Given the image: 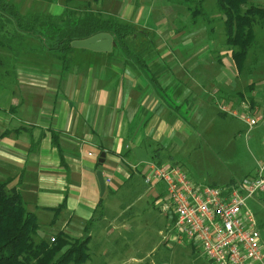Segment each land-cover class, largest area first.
<instances>
[{"label": "crops", "instance_id": "0c3cea01", "mask_svg": "<svg viewBox=\"0 0 264 264\" xmlns=\"http://www.w3.org/2000/svg\"><path fill=\"white\" fill-rule=\"evenodd\" d=\"M5 1L17 4L21 12L48 8L47 13L52 15L60 14L67 4L65 0ZM74 1V5L78 3ZM89 3L94 11H100L101 7L107 11L109 6L116 7L121 18L154 30L158 55L150 63H156L154 65L159 69L163 62L169 69L160 74L161 85L173 88L172 96L177 100L180 98L179 102L187 100V96L182 100L179 94L186 86L189 89L188 92L185 88L187 95L190 96L191 91L197 99V90L205 86V76L198 80L191 76L199 72L198 68L194 69L201 63L204 71L206 61L198 58L207 54L193 46L195 41L192 40L198 30L177 31V22L170 17L169 11L162 8L165 4L161 2L92 0ZM69 5L72 6L71 3ZM137 5L140 7L138 13ZM154 8L159 13H154ZM108 52L76 48L70 52L68 67L64 70L60 61L51 58L49 53L38 55L35 51L19 54L13 59L14 80L0 73V168L8 169L7 177L18 180L17 187L25 207L35 214L39 224L37 232L41 235L43 228L51 227L56 229L52 235L63 231L78 237L82 235L86 222L92 219L88 244L95 238L98 240L101 247L98 257L103 259L101 264H117L112 261L117 256H124L118 264H126L125 261L154 264L156 260L151 258L147 229L156 218L160 219L154 210L158 208L164 212L158 202L164 186L160 187L159 182L146 184L144 176L147 170L137 165L149 160L161 162L158 157L165 144L162 139L168 136L172 127L171 122H164V116L166 113L171 117L174 113L137 68L125 64L118 51H113L112 55ZM227 54L231 59L229 51ZM7 68L6 65L1 66L3 70ZM219 68L215 79L221 72L219 82L229 86L235 73L229 64ZM24 76L38 81L21 88V84L24 85L21 81H26L21 79ZM183 77L186 80L183 81ZM207 82L210 83L209 80ZM212 87L214 92L216 88L221 89L216 85ZM255 90L257 96L253 97L258 104L264 98V88L256 87ZM48 93L52 94V99ZM29 100L37 105L44 103L47 118L36 119L39 124H35L28 123L32 117L23 116V122L30 126L23 123L11 125L10 119L19 105ZM242 102L247 100L231 102L228 106L240 107ZM188 121H191L190 117ZM53 133L58 146L53 143ZM102 152L103 161L99 162ZM5 163H8L7 167ZM97 170L101 171L105 182L102 195ZM17 174L20 175L18 179ZM229 181L232 180L225 184ZM63 200L65 206L55 210ZM164 213L165 233L162 228L158 233H163L166 245H175L170 244L175 240L168 231L173 218ZM43 214L47 215V220L41 222ZM151 219L154 222L151 223ZM121 240L125 243L119 246ZM161 262L167 264L166 261Z\"/></svg>", "mask_w": 264, "mask_h": 264}, {"label": "rangeland", "instance_id": "374dc122", "mask_svg": "<svg viewBox=\"0 0 264 264\" xmlns=\"http://www.w3.org/2000/svg\"><path fill=\"white\" fill-rule=\"evenodd\" d=\"M90 1L92 2V0H88V2ZM144 1H149L154 4L158 2L164 3L165 5L162 8L169 11L170 17H172L175 22H177L175 25L177 26V31L186 33L193 30H198L192 40V42L195 41L193 46H196L200 50H205L207 53L206 55H200V58H198L200 59L199 61H206L204 62V64H206L204 67L206 75L203 71V68L201 67V63V65H197L194 69L195 71L198 68L197 71L199 72L191 76L195 80L200 78L203 79V76H205L203 82L205 83V86L200 87V89L197 90L199 92H197L198 97L196 100L195 97H193L194 95L191 91L190 96L187 95V91L189 92V89L187 88L186 83L182 82L186 86L185 88H187V91H185V88H183L180 92V96L182 100L187 96L189 103L188 108L190 109L188 117H190L191 121H185L182 117L176 114H172L171 117H169L165 113L164 122H171L172 127L171 132L167 134L168 136L162 139V143L165 144L158 159H160L162 163H173L179 165L186 173L188 179L195 184H215L216 186H225L232 181L242 179L244 176L251 174L256 166L257 161L261 160L264 156V145L262 143L264 124L259 123L252 126L250 130H248V126L242 120L241 114L239 116H233L230 113L221 115L219 113L220 110L218 105H229L231 102L236 103L237 101H240L244 98H250L253 95L257 96L255 93V88H264V27L260 28L257 25L254 26L256 34V46L250 49L246 61V68L242 71H236V65L234 61L228 58L227 53L229 49L225 44V36L221 23L222 16L216 10L215 0ZM251 1L255 5L264 7V0ZM74 2H81L84 5L86 0H75ZM71 4L74 5L73 3ZM146 4L148 3L146 2ZM137 6H135V9ZM143 6L144 5H142V8ZM195 7L203 10L204 14L197 16L198 20L196 25H193L191 21V10H193ZM49 10L50 9L48 8H42L39 9L38 12L47 13ZM98 10L101 11V15L103 14L104 17L106 15H111L113 17L123 19L116 12V7L109 6V11L103 9V7ZM139 11L140 7L137 9V13ZM153 12L157 14L159 13V10L154 8ZM209 27L213 28L211 32L208 30ZM38 48L41 49L40 47ZM219 52L222 55L219 54ZM5 53L6 52L4 49L0 50V56L3 55L4 57ZM191 54L192 53H189V55ZM3 57L0 58L3 59ZM9 61H11V59H9ZM9 61L8 59L2 61V65H5V63H10ZM59 63L61 64V62ZM228 64L235 73V77L231 80V84L229 86L222 85L219 82L220 80H218V78L221 79V72L217 73L219 77L215 79L217 69L219 70V67L226 66ZM2 65H0V73L5 76H11V71L1 69ZM226 70L229 71L228 67ZM258 71L260 73H258ZM182 73L183 72L181 71V74ZM225 75L227 74L225 73ZM24 77H21V79L26 81H21V83H24V85L21 84V88L23 86L30 87V85H33L31 83L38 81L36 78L30 79L31 77H25V79ZM187 78H189V75H187ZM183 79L186 80V77H183L182 80ZM208 80L212 84L208 83ZM212 85L219 86L221 89L216 88V91L214 92ZM27 90L29 91L28 88ZM238 90L241 92H237ZM30 91L32 92L31 89ZM200 91H202L203 94H200ZM205 91L206 95H204ZM51 96L52 94L48 93V97ZM178 100L181 101L180 98ZM235 108L239 110V107ZM45 112L46 106L44 103L37 105L34 101H25V103L19 105L15 115L10 119V123L11 125L23 123V125L26 126L31 125L28 123L39 124V122H36V119H46L47 117L45 116ZM23 116L32 117L31 122L24 123L22 120ZM173 117L176 118L173 119ZM7 164L8 163H5V166ZM6 171L9 170L6 168H0V180L7 178L8 174H6ZM16 176L17 179L20 177L19 174ZM227 180L232 181H229L227 184H225ZM17 183L18 180L12 179L10 185L16 184V186H18ZM159 186L162 187L164 185L163 183H159ZM246 206L255 216L257 221V229L260 232L261 242L264 246V196L262 195L259 197L248 198L246 201ZM154 211L156 216L158 215L160 219L156 218L155 222L154 219H151V223H154L147 229L148 237H150L149 245L151 258L156 260L154 264H162L161 260L166 261L167 264H214L207 256L204 255L202 250L195 245L190 246L186 243L176 245L175 241L170 243L175 245H166L167 243L163 239V233H165V222L163 223L162 221L163 218L165 219V213L161 212L158 208H156ZM42 220H47L46 214L41 216L40 221L42 222ZM160 228H162L164 231L162 234L158 233ZM53 232H56L55 228H43L42 235L41 233L37 232L35 238L36 240L43 238L51 242L53 240L52 237L56 235H52ZM68 237L69 239L66 240L72 241L71 239L74 236L68 235ZM97 243L98 240L95 238L91 243L88 244V252L90 257H88V259L82 264L102 263L103 259L98 257V251L101 249V247ZM124 243L125 242H123V240L119 241V246L123 245ZM153 247L154 249H152ZM125 251L126 249L123 250L122 253H125ZM123 258L124 256H117L114 257L112 261L117 262L118 264L123 260ZM124 263L132 264V262L127 261Z\"/></svg>", "mask_w": 264, "mask_h": 264}, {"label": "trees", "instance_id": "16d2710c", "mask_svg": "<svg viewBox=\"0 0 264 264\" xmlns=\"http://www.w3.org/2000/svg\"><path fill=\"white\" fill-rule=\"evenodd\" d=\"M65 1L67 4L62 12L52 15L38 11L21 12L17 4L0 0V50L6 52L4 57L0 56L3 57L0 58V65L2 61L11 59L5 65L9 67L7 70L11 71L12 79L13 59L19 54L35 51L38 55L49 53L51 58L61 62V69L64 70L68 67L70 52L76 49L71 46L73 40L107 32L115 42L108 54L118 51L125 64L137 68L150 81L170 110L188 121L190 109L187 108V100L179 102L172 96L174 89L160 83V74L168 69L167 64L162 62L157 69V65H154L156 63H150L158 55L154 30L111 15L104 17L101 11L92 10L89 2L71 6L69 4L73 0ZM215 7L222 16L225 44L230 57L236 65V71H242L246 68L250 49L256 46L254 26L264 27V7L253 4L251 0H215ZM200 14L204 13L199 8L191 10L193 25H196ZM212 29L208 28L210 32ZM245 100L251 108L257 107L253 96ZM219 113L225 114L222 111ZM54 137L53 133V143L58 146ZM11 182V177L0 180V264L84 263L89 257L88 241L92 219L86 222L82 235L73 237L72 241L66 240L69 237L63 231L56 233L51 242L43 238L36 240L39 227L37 218L25 207L20 191L16 184L10 185ZM64 206L63 200L55 210Z\"/></svg>", "mask_w": 264, "mask_h": 264}, {"label": "built area", "instance_id": "2783aa9c", "mask_svg": "<svg viewBox=\"0 0 264 264\" xmlns=\"http://www.w3.org/2000/svg\"><path fill=\"white\" fill-rule=\"evenodd\" d=\"M218 106L233 116L241 114L248 130L264 124V98L256 111L248 102H242L239 110L227 104ZM137 167L147 170L146 184H164L159 207L173 218L168 231L176 243L194 244L214 264H264L257 221L246 206L248 198L264 196V156L252 174L225 186L192 183L183 169L173 163L149 160Z\"/></svg>", "mask_w": 264, "mask_h": 264}, {"label": "water", "instance_id": "95a60500", "mask_svg": "<svg viewBox=\"0 0 264 264\" xmlns=\"http://www.w3.org/2000/svg\"><path fill=\"white\" fill-rule=\"evenodd\" d=\"M115 45L112 36L107 32L96 33L85 39L73 40L71 46L76 48H86L92 51L108 52ZM104 153H100L99 162L103 161ZM97 180L100 187V195L104 193L105 182L100 170L96 171Z\"/></svg>", "mask_w": 264, "mask_h": 264}]
</instances>
